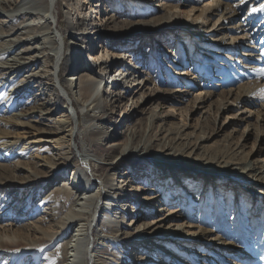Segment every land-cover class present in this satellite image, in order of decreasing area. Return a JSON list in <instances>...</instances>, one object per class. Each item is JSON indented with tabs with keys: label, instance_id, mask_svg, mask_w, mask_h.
Returning <instances> with one entry per match:
<instances>
[{
	"label": "rangeland",
	"instance_id": "rangeland-1",
	"mask_svg": "<svg viewBox=\"0 0 264 264\" xmlns=\"http://www.w3.org/2000/svg\"><path fill=\"white\" fill-rule=\"evenodd\" d=\"M87 1L91 4L98 2ZM206 1H211L212 7L214 4L218 6L217 2L222 6L210 16L202 11ZM101 2L109 7L110 16H114L116 24L109 23L113 29L103 27V31L97 35L91 33L92 39H88L85 34H76L84 31V27L77 26V13L66 19L65 0H58L56 8L58 28L66 42H74L78 64L88 57L90 41L98 55L104 54L109 58L126 55L138 67L139 80L144 79L138 92V96H143L142 104H137L136 99L139 97H126L111 107L110 102L106 101V94L102 95L107 115L101 125L105 131L110 129L108 135L111 136L109 140L103 141L104 147L109 144L118 147L123 143L127 145V137L123 134L135 126L137 139L143 137L151 144L148 153L155 154L164 137L170 138L169 143L178 150L183 149L184 141L191 148L194 145L200 148L189 156L190 149L187 153L183 150L180 159L187 163L204 164L201 157L197 158L198 152H202L219 158L216 163L209 162L213 166L222 165V159L254 161L263 165L264 67L257 62L264 61V42L260 45L264 35V0ZM89 7L84 6L88 13ZM191 7V13L198 10L196 14L207 19L201 28H186L191 15L189 18L183 13L180 18L176 16L179 11L187 13ZM91 15L90 24L85 26L89 31L95 14ZM32 17L34 15L18 16L16 21L11 22L2 16L0 32L5 33L15 24L19 26ZM3 20L5 22L2 23ZM183 22L184 30L175 28L183 25ZM10 24L14 25L11 27ZM6 39L8 36L0 42ZM26 45H20L18 50ZM16 49L15 53L18 51ZM90 66L93 64L87 67ZM118 66V63L114 64L112 74ZM43 68L46 69L45 66ZM29 69L15 75H5L0 70V143L9 142L0 145V264H60L67 232L60 230L62 234L56 235L57 239L45 238L49 233L47 230L55 224V221L50 220L46 208L51 204V192L60 199L64 212L70 206L55 191L57 182L67 175H58L56 181L50 184L51 178L36 165L40 155L57 153L53 141L47 144L32 140H39L41 129L46 130L51 126V123L38 117L33 121L27 114L30 110L43 107L39 84L30 82L27 91L24 90L26 92L10 91L24 79L23 75ZM10 77L12 79L7 80ZM105 80L102 82L103 89L112 90V82L109 80V83H105ZM113 90L120 91L119 85ZM45 92L44 98L51 96L49 91ZM196 94L203 99L199 100ZM153 113H157L158 118L153 120V127L146 131L147 117ZM90 124L88 121L87 124L83 123L82 116L79 117L78 129L85 130L83 132L87 130L88 134L84 136L88 138L92 136L89 129L94 126ZM21 137L27 138L26 141L20 140ZM16 139H19L18 144ZM79 154L73 146L69 166L76 165ZM144 161V164L139 165L131 159L122 161L118 169L112 172L115 174L114 184L119 186L127 182L123 186V193L134 197L127 203L120 202L127 206L124 218L119 210L117 214L110 213L114 216L113 220L116 219L113 224L116 223L117 227L115 224L103 229L101 222L97 225L103 229V234L109 236L115 231L122 233L118 237L103 239L102 244L95 248L96 252L110 258L104 261H112L106 264H224L227 260L230 264H247L248 261H239L235 259L236 256L231 257V252L225 253V249H218L216 245L206 246L205 242L206 245L200 246L196 242L214 240L219 235L220 239L214 240V243L222 242L227 246L234 234L243 240L240 249L243 254H254V259L260 258L259 261L264 262V192L257 189V193H254V188L249 187V191L248 186L237 185L228 178L218 179L212 175L192 177L186 170H175L170 165L159 166L154 160ZM125 178L126 182L120 183L119 180ZM177 180H185L186 188L181 189V182ZM39 182H43L44 186L50 185L42 194L39 191L35 194L32 190ZM136 208L143 214L132 212ZM166 214H174L177 219L170 220L167 217L164 225L159 223L149 229L152 231L160 226V231L170 233L180 241L178 244L173 241L174 244L169 245V235L161 242L153 241L163 247L166 255L155 249L146 250L141 244L120 240L124 232L133 231L129 229V224L131 220L137 219L136 215L140 216L134 228ZM179 231L186 238L177 237ZM191 237H195V242H192ZM153 238L150 237V240ZM153 242L148 243L147 247ZM167 244L171 247H167ZM127 256L132 257L133 261H127ZM159 258L163 260L161 263Z\"/></svg>",
	"mask_w": 264,
	"mask_h": 264
},
{
	"label": "bare ground",
	"instance_id": "bare-ground-1",
	"mask_svg": "<svg viewBox=\"0 0 264 264\" xmlns=\"http://www.w3.org/2000/svg\"><path fill=\"white\" fill-rule=\"evenodd\" d=\"M57 2L58 0H0L1 18L5 16L6 19L14 22L18 16L34 15L31 20L28 19L19 26L15 24V27L9 31H4L5 33L0 32V40L8 36V39L0 42V70L5 72V75H15L30 67V71L23 75L24 79H21L19 81L20 83L15 85L10 91L23 92L28 89L27 87L30 82H34L39 84L38 89L42 93L40 95V102L43 107L32 111L30 110L27 114L33 121H36L34 118L38 117L40 120L51 123L48 129H41L42 132L38 135L39 140L34 138L32 140L38 143L53 141L57 146L55 149L57 153L54 154L51 152L50 154L47 153V156L40 155L37 158V167L51 178L50 184L56 181L58 175H67L65 178H60L55 187V191L63 197L61 199L69 203L70 206L68 209L65 212L62 210L60 199L53 192L50 193L51 204L49 203V207H45L50 220L55 221L52 228L47 230V233H49L45 235V238L57 239L58 236L56 235L62 234L60 230H65V233L67 232V238L64 240L65 250L63 252V261L60 264H106V262H112L111 260L104 261L103 259L108 260L110 258L106 257L103 253L96 252L95 248L97 245L102 244L103 239L108 240L109 237H118L122 234L119 231L118 233L115 231L112 236H109L103 234L102 231L104 228L109 226L113 227L116 224H113L116 219L113 220L114 216L110 215V213L117 214L119 210L121 217L124 218L127 212V206L125 203L120 202L127 203L128 200L134 197L130 194L126 195L123 193V186L127 184L126 178L125 180H119L120 183L126 182L125 184L119 186L114 184L115 174L112 172L118 169L122 161L131 159L139 165L144 164L145 159L154 160L159 166L170 165L175 170H186L192 177L212 175V177H217L218 179L228 178L235 181L237 185L248 186L247 190L249 191V187L254 188V193H257V189L264 192V164L258 165L254 161L235 162L229 159H222V165L219 163L217 166H213L209 162L216 163L219 158L217 156L205 155L202 152H198L197 158L201 157L204 164L187 163L186 160L180 159L183 150L187 153L190 149V152L187 154L189 156L192 153L195 154V151H199L200 148L197 145L191 148L184 141L183 149L178 150L171 146V143H169L171 141L170 138L166 139L164 137L161 139L162 143L158 147V151L155 154L148 153L151 144L143 137L137 139V130L133 128L135 126L128 128V133L125 132L123 134L127 137V145L123 143L121 147H118L116 144H109L104 147L105 144L103 141L109 140L111 136L108 135V130L110 129L105 131V127L101 125V122L105 120L107 115L103 105L102 95L106 94V101L110 102L108 104L111 107H114L113 104L118 101L122 102L126 97L130 99L139 97L136 101L137 104L141 103L143 96H138V92L141 89L140 85L144 79L139 80L138 67L131 60H128L126 55L121 54L110 58L104 54L98 55V52H94L95 48L90 41L87 49L89 51L88 57L85 61H81L78 64L76 62L78 55L74 42H66L63 33L58 28ZM65 2L64 12L66 19H69L71 14L77 13V26L79 28L84 27V31L76 34H85L88 39H92L90 36L91 33L97 35L103 31V27L110 28L109 23L116 24L114 16H110L109 7L102 3L101 0L93 4L87 0H77L76 3H72L70 0H65ZM211 3V1H206L205 7L202 9L203 12H206L210 16L214 15L219 7L222 6L217 2L218 6L214 4L212 7ZM86 5H90L89 13L86 12V8L84 9ZM210 6L212 7L211 9H209ZM192 11L193 7L187 13L179 11V15L176 16L180 18V14L183 13L189 18L191 15V21L189 23L186 22V28H201L206 24L207 19L201 17L200 14H196L198 10L194 13H191ZM91 14L95 15L92 21L93 26L89 31L88 27L85 28V26L90 24H88V21L92 19ZM184 24L183 22V25H178L175 28L184 30ZM13 25L10 24L11 27ZM164 27L170 28L169 26ZM22 28L25 31L22 32ZM262 28V34H264V26ZM110 29L113 28L111 27ZM12 35L16 36L10 37ZM263 42L264 35L260 41V45ZM23 44L27 45L18 50L20 45ZM14 49L18 50L17 53L14 52ZM115 63H118L119 66L112 74ZM88 64H93V66L87 67ZM257 64L264 67V61L261 63L257 62ZM38 65L40 66L38 67ZM44 66L46 69L43 68ZM73 71L75 72L72 73ZM106 76L107 80H105ZM11 79L10 77L7 80ZM104 80L105 83H109L110 80L113 84V89L116 85H119L120 91L116 92L113 89L104 90L102 87ZM45 90L51 94L48 98H44V94L46 95ZM199 95L197 98L202 100L203 97H199ZM46 105L49 107L45 108ZM110 113L114 112L111 111ZM80 116H82L83 123L87 124L88 121L92 123L90 126L94 125L93 128L89 129L92 133V136L90 135L89 138L84 136L88 134L87 130L83 132L85 130L81 131L78 129L77 123L79 122ZM157 118V113H153L147 117L146 131L153 127V120ZM26 139L23 137L20 138V140H24L23 142ZM18 142L19 139L16 144ZM6 144H9V142L2 141L0 143V145ZM73 146H75L80 154L76 165L69 166L72 160ZM165 151L167 152L163 154ZM197 158L195 157V160ZM222 167H224V170H222ZM177 181L181 182V189L186 188L185 180V182L182 180ZM50 184L44 186L45 184L43 182H39L38 185L33 187L32 192L36 194V191H39L42 194ZM135 190L137 191L138 189L135 188ZM159 196L162 199L164 198L162 195ZM132 212L136 214L142 213L138 211V208L133 209ZM43 213L46 212L43 211ZM139 216L136 215L135 218L137 219L131 220V224H129V229H133V231L130 233L124 232L123 234L125 235L120 240H126L128 243H136L137 245L141 244L146 250L150 249L154 251L155 249V251L163 252L166 255V251L164 252L162 250L163 247L154 244L153 241L161 242L170 233L160 231V226L152 231L149 229L152 225L159 223L164 225L168 218L170 220L177 219V216L174 214H166L163 217L154 219L148 224L141 225L140 223L134 228V225L139 220ZM100 222L103 229L97 226ZM121 223L122 221L119 224ZM183 236L182 232L179 231L177 237L181 239L186 238ZM150 237L154 238L150 240ZM191 239L193 240L192 242H195V237H191ZM219 239L220 237L218 235L214 240L218 241ZM214 240H198L196 242L200 246L206 245L205 242L207 243L206 246L216 245L218 249H225V253L231 252V257L236 256L235 259L237 260L241 261L243 259V261H248L247 264H264L263 261H259L260 258L254 259V254L249 253L246 256L241 252L240 249L243 240L238 239L235 234L227 246L222 242L216 243L215 241L214 243ZM173 241H177L176 244L180 243L177 238H174V235H169V245H173ZM152 242L153 244L147 247L148 243ZM152 246H154L153 249L151 248ZM127 257V261H133L132 257ZM159 260V263L163 261L162 258H159ZM223 261L225 262L226 260ZM224 264L230 263L227 260Z\"/></svg>",
	"mask_w": 264,
	"mask_h": 264
}]
</instances>
